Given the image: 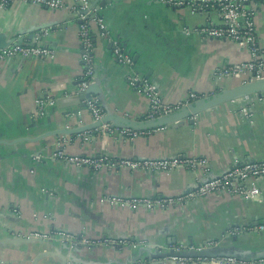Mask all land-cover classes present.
Wrapping results in <instances>:
<instances>
[{"label": "crops", "instance_id": "obj_1", "mask_svg": "<svg viewBox=\"0 0 264 264\" xmlns=\"http://www.w3.org/2000/svg\"><path fill=\"white\" fill-rule=\"evenodd\" d=\"M105 1L92 0L110 37L94 30L95 82L102 93L94 96L105 113L142 121L149 110L146 97L130 87L128 69L114 58L112 40L151 77L167 102L182 100L190 91L217 95L242 84L217 79L215 71L249 60L248 50L227 40L204 39L197 31L220 25L217 11L202 16L189 8H172L163 0H111L106 5ZM73 7L72 1L64 9L49 10L14 0L0 8V35L7 42H38L55 53L52 60H0V264H33L43 253L55 255L38 264H64L67 256H74L67 261L75 264H178L145 259L169 253L171 246L201 247L211 242L216 243L215 253H236L247 262L264 254V234H229L232 228L264 222V176L256 180L261 191L258 201L220 192L166 211H132L101 202L107 197L179 196L197 186L198 180L222 176L235 160L264 161V95L216 106L194 116L193 122H176L133 141L97 129L33 141L57 129L93 124L81 96H63V91L76 92L83 72L80 24ZM254 9L257 35L264 44V7ZM46 92L57 98V105L35 122V101ZM78 112L81 115L68 116ZM85 135L94 138L84 142ZM64 139L67 155L116 161L204 157L211 171L207 176L187 169L167 174L131 168L78 169L51 159ZM58 233L126 244L72 246ZM33 234L48 238L28 239Z\"/></svg>", "mask_w": 264, "mask_h": 264}, {"label": "built area", "instance_id": "obj_2", "mask_svg": "<svg viewBox=\"0 0 264 264\" xmlns=\"http://www.w3.org/2000/svg\"><path fill=\"white\" fill-rule=\"evenodd\" d=\"M14 0H0V8H6ZM23 2L31 3L36 6H41L49 10H59L67 7V2L74 3L73 12L77 16V21L80 24V45L82 48L81 62L83 72L77 81V90L72 95L68 91H63L65 98L75 96H85L88 89L95 82L96 61L94 59L95 40L94 30L98 29L101 35L109 38L106 26L98 17L97 9L93 5L92 0H22ZM164 4L176 8H189L193 14L209 15L211 11L219 13L220 25H205L197 31L204 39L227 40L233 42L240 49H247L249 52V60L239 64L229 65L225 68H219L215 71L217 79L232 78L240 80L242 84L254 82L264 78V44L260 43L256 30V6L264 7V0H163ZM114 48V58L119 64L126 67L128 73V83L130 87L138 94L146 97L149 110L148 114L142 121L157 120L180 112L182 109L189 107L194 102L208 99L212 95H206L190 91L187 96L175 102H167L161 95L157 85L142 73L134 59L129 55L122 46L112 40ZM55 53L44 44L38 42L34 44L24 43L20 39L11 40L9 46L0 49V60H12L16 58L22 59H54ZM57 105V98L44 93L35 101L32 119L35 122L43 119L46 111L49 108H54ZM84 109L90 115L92 122L101 121L106 113L100 104L98 98L92 95L89 99L83 102ZM81 115V112L70 113L68 116L75 117ZM243 115L250 117L247 111H243ZM97 131L109 134H118L130 141L135 140L139 136L146 135L150 131H135L129 128L112 127L111 124H105L97 128ZM94 137L85 135L84 142H90ZM68 140L64 139L58 144L57 151L51 156L54 161H62L64 163L75 166L78 169H89L91 171L113 170L118 168L141 169L147 172L170 173L178 169H187L194 175H198L201 171L203 174L210 175V161L204 157L188 158L177 156L172 159H137V160H112L108 157H88L67 155L63 146ZM73 141V140H72ZM37 161L42 160V156L36 157ZM264 176V161H240L235 160L228 171L220 177L209 178L204 181L198 180L197 186L192 190L183 193L179 196L171 197H156V198H120L107 197L101 200L102 203H108L112 206H120L123 208L136 211L145 209L148 211H166L174 206H185L197 199L211 194L227 192L229 194L239 196L249 201H258L261 199V191L256 185V180ZM197 179V178H196ZM252 181L247 185L248 181ZM255 232L264 234V222L255 225L244 226L241 228H232L229 231L231 235H240L244 232ZM36 238L46 239V235L33 234ZM61 239L67 241L72 246H94L97 243L107 244L111 246H119L126 244L125 242L116 241H90L85 238H79L68 233H58ZM136 246V245H134ZM216 243H209L207 247H182L171 246L170 250L176 252L195 251L201 252L206 248L215 247ZM162 260H170L178 264H264V257L258 260H242L237 257L219 256V257H167ZM67 264H75L69 261Z\"/></svg>", "mask_w": 264, "mask_h": 264}, {"label": "water", "instance_id": "obj_3", "mask_svg": "<svg viewBox=\"0 0 264 264\" xmlns=\"http://www.w3.org/2000/svg\"><path fill=\"white\" fill-rule=\"evenodd\" d=\"M111 0H106L105 5L110 3ZM98 10V9H97ZM11 42V41H10ZM10 42H7L6 37L3 35H0V49L6 48L9 46ZM97 78V77H96ZM101 89L98 83H94L91 85V87L88 89L85 96H81V100L85 101L86 99H89L92 95H101ZM264 95V78L256 80L251 83L247 84H241L235 88L228 89L223 91L222 93H219L217 95H212L208 99H203L197 102H194L189 107H186L182 109L180 112L159 118L157 120L152 121H136L132 120L130 118L114 115L110 111L106 112L105 117L98 122H95L91 125H86L74 129H57L55 131H51L48 133H45L38 139H26V140H33V141H39L43 140L49 137H57V136H74V135H80L86 131H90L93 129H97L99 127L104 126L105 124H111L112 127L117 128H129L135 131H150L155 129H160L163 127H166L170 124H174L176 122H180L183 120H191L193 122V117L206 111L209 109H212L216 106L232 102V101H238L241 99L249 98L252 96H259L262 97ZM84 107V105H83ZM215 178V177H214ZM28 239H38L40 241H43L45 239L42 238H36L34 236L28 237ZM209 243H205L204 246L201 247H207ZM187 248V247H186ZM214 247L206 248L205 250L201 252H195V251H181L176 252L174 250H170L169 253H159L157 255H153L151 257H147L145 260H152V259H164L167 257H199V258H206V257H219V256H229V257H238V255L235 254H228L227 253H215L213 250ZM55 255L53 253H43L40 255L33 264H38V262L47 256ZM264 254L257 255L253 257V260H258L260 258H263ZM68 259L72 260L74 259V256H67L63 257L64 264L68 263Z\"/></svg>", "mask_w": 264, "mask_h": 264}]
</instances>
